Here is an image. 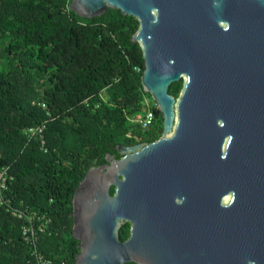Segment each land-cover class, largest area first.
Returning <instances> with one entry per match:
<instances>
[{"label":"water","instance_id":"95a60500","mask_svg":"<svg viewBox=\"0 0 264 264\" xmlns=\"http://www.w3.org/2000/svg\"><path fill=\"white\" fill-rule=\"evenodd\" d=\"M109 7L138 20L141 84L162 132L87 170L71 198L74 264H264V0L68 6L88 18Z\"/></svg>","mask_w":264,"mask_h":264},{"label":"trees","instance_id":"16d2710c","mask_svg":"<svg viewBox=\"0 0 264 264\" xmlns=\"http://www.w3.org/2000/svg\"><path fill=\"white\" fill-rule=\"evenodd\" d=\"M70 1L0 0L2 199L48 219L33 252L22 237L26 217L0 205V264H74L71 198L87 170L106 163V153L119 156L116 144L161 136L160 114L146 128L130 121L150 99L141 84L142 50L132 40L138 20L110 7L81 17ZM181 84L168 92L177 97ZM40 124L41 137L24 133ZM128 235L126 222L118 237Z\"/></svg>","mask_w":264,"mask_h":264},{"label":"built area","instance_id":"2783aa9c","mask_svg":"<svg viewBox=\"0 0 264 264\" xmlns=\"http://www.w3.org/2000/svg\"><path fill=\"white\" fill-rule=\"evenodd\" d=\"M145 108L140 114H137L134 117L130 118V121L133 124H137L142 128H146L149 125L152 124L154 118V112L153 108L156 107V103H151L150 100H145ZM44 124H40L34 127H28L24 129V133L29 136H42V129L44 128ZM44 143V140L41 139V144ZM7 177V167H1L0 168V205L4 204L7 211L11 212L14 216H17L19 218L26 217L27 222L22 227V237L26 243L31 245L33 252H37L36 250V243L38 241V235L39 232L43 230L44 223L48 221L47 218L44 217V215H39L37 212H24V210L17 208L15 205H13L9 200L2 199L1 190L5 188V179ZM45 218V221L43 219ZM41 256L38 254L37 259L39 262L41 260Z\"/></svg>","mask_w":264,"mask_h":264},{"label":"flooded vegetation","instance_id":"af4514ba","mask_svg":"<svg viewBox=\"0 0 264 264\" xmlns=\"http://www.w3.org/2000/svg\"><path fill=\"white\" fill-rule=\"evenodd\" d=\"M221 24H222V26H223V28L224 29H230L231 27H232V22L228 19V18H226V19H224V20H222L221 22H220ZM150 101H152V99H151V97H150V99H149ZM159 116V115H158ZM118 154V153H117ZM115 157H117V158H119V157H121V155L119 154V156H116L115 154H113ZM175 199V202H177L178 200H180V199H178L177 197L176 198H174ZM129 223V222H128ZM129 229H130V223H129ZM130 233V232H129ZM129 236V235H128ZM128 263V262H127ZM130 264H136V263H134V262H129Z\"/></svg>","mask_w":264,"mask_h":264},{"label":"rangeland","instance_id":"374dc122","mask_svg":"<svg viewBox=\"0 0 264 264\" xmlns=\"http://www.w3.org/2000/svg\"><path fill=\"white\" fill-rule=\"evenodd\" d=\"M154 101L152 100L151 103H153Z\"/></svg>","mask_w":264,"mask_h":264}]
</instances>
